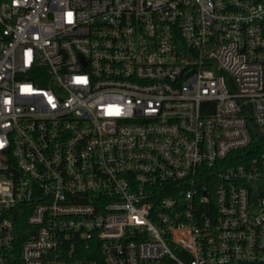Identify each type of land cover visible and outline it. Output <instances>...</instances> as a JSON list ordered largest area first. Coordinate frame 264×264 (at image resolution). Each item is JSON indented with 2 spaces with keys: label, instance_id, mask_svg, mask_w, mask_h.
<instances>
[{
  "label": "built area",
  "instance_id": "built-area-1",
  "mask_svg": "<svg viewBox=\"0 0 264 264\" xmlns=\"http://www.w3.org/2000/svg\"><path fill=\"white\" fill-rule=\"evenodd\" d=\"M0 264H264V0H0Z\"/></svg>",
  "mask_w": 264,
  "mask_h": 264
}]
</instances>
